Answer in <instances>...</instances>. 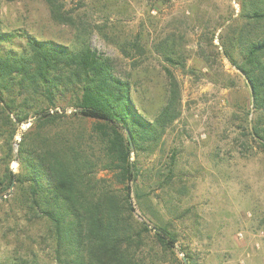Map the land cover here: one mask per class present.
<instances>
[{
	"label": "rangeland",
	"instance_id": "1",
	"mask_svg": "<svg viewBox=\"0 0 264 264\" xmlns=\"http://www.w3.org/2000/svg\"><path fill=\"white\" fill-rule=\"evenodd\" d=\"M58 1L67 23L54 20L45 0H0V36H12L0 49L22 51L26 35L73 51L89 44L112 59L150 119L165 107L171 82L178 84L180 116L152 153L131 154L145 196L138 206L132 187L135 219L150 230L145 263L264 264V151L252 141L250 87L225 55L244 24L242 0ZM73 96L58 95L55 110L70 116ZM40 100L30 103V120L48 106ZM30 120L15 130L0 120V180L7 167L21 173L20 143L37 133ZM93 124L67 118L46 132L62 141L75 133L92 146ZM97 179L123 189L114 173L100 169ZM26 188L14 183L0 196V264H58L50 224L26 207ZM158 227L177 235L173 249L159 246Z\"/></svg>",
	"mask_w": 264,
	"mask_h": 264
},
{
	"label": "trees",
	"instance_id": "2",
	"mask_svg": "<svg viewBox=\"0 0 264 264\" xmlns=\"http://www.w3.org/2000/svg\"><path fill=\"white\" fill-rule=\"evenodd\" d=\"M45 1L55 21L67 23L59 1ZM240 18L244 24L225 46V55L250 87L252 141L264 151V0H242ZM11 37L0 36V42ZM23 38L26 46L20 52L0 49V120L15 130L29 122L32 101L43 99L48 106L34 112L40 116L31 126L35 138L31 142L24 136L19 146L21 173L7 167L0 196L14 183L27 185L26 207L50 224L58 264H146L141 249L150 230L148 222L135 219L131 201L134 186L138 206L143 205V176L131 154L152 153L180 116L177 82H171L165 107L150 119L135 104L131 85L115 75L111 58L89 44L73 51L30 35ZM69 91L74 112L67 116L55 109L57 96ZM67 118L94 122L92 146L75 133L74 140L62 141L46 132ZM100 169L114 173L123 189L97 179ZM155 238L164 249L177 243L168 227H158Z\"/></svg>",
	"mask_w": 264,
	"mask_h": 264
},
{
	"label": "water",
	"instance_id": "3",
	"mask_svg": "<svg viewBox=\"0 0 264 264\" xmlns=\"http://www.w3.org/2000/svg\"><path fill=\"white\" fill-rule=\"evenodd\" d=\"M38 118H40V116H37L35 119L30 120V124H32ZM18 146H19L18 143L14 144V152H15V154H17ZM15 162H18L17 156H15ZM184 262L186 263V259H184Z\"/></svg>",
	"mask_w": 264,
	"mask_h": 264
}]
</instances>
